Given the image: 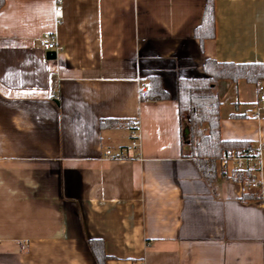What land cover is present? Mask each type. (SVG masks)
Wrapping results in <instances>:
<instances>
[{
	"label": "crops",
	"instance_id": "obj_1",
	"mask_svg": "<svg viewBox=\"0 0 264 264\" xmlns=\"http://www.w3.org/2000/svg\"><path fill=\"white\" fill-rule=\"evenodd\" d=\"M204 2L61 0L56 12L55 0H3L0 264H95L90 239L104 264H264V195L243 202L232 180L206 182L176 108V81L206 59L264 63V0H213L214 37L196 38ZM43 33L62 46L54 58ZM150 76L167 100H138ZM256 86L216 83L221 139L264 143Z\"/></svg>",
	"mask_w": 264,
	"mask_h": 264
},
{
	"label": "trees",
	"instance_id": "obj_2",
	"mask_svg": "<svg viewBox=\"0 0 264 264\" xmlns=\"http://www.w3.org/2000/svg\"><path fill=\"white\" fill-rule=\"evenodd\" d=\"M3 0H0V6ZM214 2L205 0L200 23L193 30L196 38H213ZM199 77L182 78L176 81V108L180 125L182 144L187 146L185 156L195 164L197 170L208 183L216 178V161L223 152L240 150L248 146L247 142L223 140L219 133L220 101L215 85L220 80L237 81L258 85L264 83V63L248 62H217L206 59L201 66ZM147 100H167L168 93L162 88L157 76L146 79ZM185 118V121L183 120ZM118 121H102L101 126L116 127ZM187 131L186 133L184 131ZM237 179L238 174H233ZM257 192L240 195L243 202L256 200ZM88 247L93 254L95 264H104L107 256L104 254L102 242L90 239Z\"/></svg>",
	"mask_w": 264,
	"mask_h": 264
},
{
	"label": "built area",
	"instance_id": "obj_3",
	"mask_svg": "<svg viewBox=\"0 0 264 264\" xmlns=\"http://www.w3.org/2000/svg\"><path fill=\"white\" fill-rule=\"evenodd\" d=\"M61 0H55L54 10H61ZM38 44L43 51H54L59 53L62 51V46L57 41L56 37L50 33H43L38 37ZM146 83L143 81L137 82V94L139 101H147L144 96L146 91ZM257 97L254 106L255 114L257 115L264 109V84L256 86ZM128 130L129 146L128 148H138L139 133L138 126L135 120H130L126 123ZM123 153V152H122ZM104 157L108 159L123 158V155L112 154L109 150L104 151ZM264 157V143L257 145L248 144L247 147L240 150H230L223 152L216 161V172L219 176L232 180L237 184L240 195L250 192H257L259 199L263 198L264 189L261 182V161ZM238 174V178L234 179L233 174ZM24 249V245H20Z\"/></svg>",
	"mask_w": 264,
	"mask_h": 264
},
{
	"label": "water",
	"instance_id": "obj_4",
	"mask_svg": "<svg viewBox=\"0 0 264 264\" xmlns=\"http://www.w3.org/2000/svg\"><path fill=\"white\" fill-rule=\"evenodd\" d=\"M46 55L50 56V58H54L55 57V52L54 51H47ZM184 132L186 133L187 131L185 130Z\"/></svg>",
	"mask_w": 264,
	"mask_h": 264
},
{
	"label": "rangeland",
	"instance_id": "obj_5",
	"mask_svg": "<svg viewBox=\"0 0 264 264\" xmlns=\"http://www.w3.org/2000/svg\"><path fill=\"white\" fill-rule=\"evenodd\" d=\"M185 118H186V117H184V119H183L184 121H185Z\"/></svg>",
	"mask_w": 264,
	"mask_h": 264
}]
</instances>
